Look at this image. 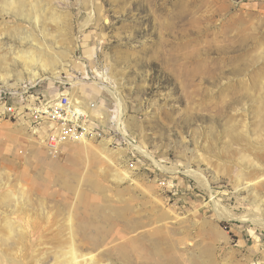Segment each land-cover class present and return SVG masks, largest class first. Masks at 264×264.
<instances>
[{"label": "rangeland", "instance_id": "rangeland-1", "mask_svg": "<svg viewBox=\"0 0 264 264\" xmlns=\"http://www.w3.org/2000/svg\"><path fill=\"white\" fill-rule=\"evenodd\" d=\"M0 75V264H264V0H0Z\"/></svg>", "mask_w": 264, "mask_h": 264}, {"label": "built area", "instance_id": "built-area-1", "mask_svg": "<svg viewBox=\"0 0 264 264\" xmlns=\"http://www.w3.org/2000/svg\"><path fill=\"white\" fill-rule=\"evenodd\" d=\"M39 97L29 103L33 125H46L48 129L44 141V148L51 154L58 153L62 148L71 144L101 138L104 129L101 124L90 116V111L82 104H77L65 93H61L56 99L47 105L36 108ZM25 107V108H24ZM19 108L0 101V115L8 118H16L23 115L26 106ZM94 105H91V109ZM27 110V109H26ZM23 112V113H22ZM92 112V111H91ZM21 113V114H20Z\"/></svg>", "mask_w": 264, "mask_h": 264}, {"label": "bare ground", "instance_id": "bare-ground-1", "mask_svg": "<svg viewBox=\"0 0 264 264\" xmlns=\"http://www.w3.org/2000/svg\"><path fill=\"white\" fill-rule=\"evenodd\" d=\"M30 33V32H29ZM31 55V54H30ZM30 57V59L31 60H33V57L32 56H29ZM41 59H42V57H38L36 60H37V62L38 63H40L41 65H43L44 63H46V62H43V61H41ZM53 72H54V70H53ZM53 74H56V72H54ZM1 76V75H0ZM31 77L29 78V80L30 81H32V82H37V81H39V79H40V76L36 73V72H34V73H32V75H30ZM23 82H24V80L21 78V79H18V85H20V84H23ZM22 87H24V85L22 86ZM110 90V89H109ZM109 90H106V91H109ZM110 92V91H109ZM111 93V95H112V92H110ZM114 97H115V95H114ZM72 99V98H71ZM75 98H73V102H75V103H77V104H82L80 101H78L77 100V98L74 100ZM116 100H117V98H115ZM86 109L88 110V111H90V109L88 108V107H86ZM83 142H86V141H83ZM82 143V142H81ZM137 150H139L140 151V148H137ZM141 152V151H140ZM155 163V162H154ZM156 164V163H155ZM216 204L217 203H215V206H216ZM249 219V218H248ZM253 222H254V224H256V225H263L264 226V224H263V222L261 223V220H253ZM75 257H77L76 255H73V258H72V261H75V260H77ZM83 258V257H82ZM78 262V261H77ZM77 262H75V264H77ZM74 264V263H73ZM263 264V263H262Z\"/></svg>", "mask_w": 264, "mask_h": 264}]
</instances>
